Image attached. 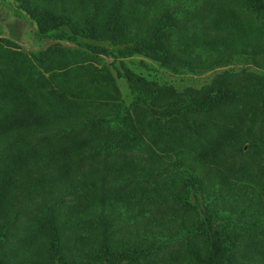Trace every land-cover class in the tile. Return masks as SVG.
<instances>
[{
    "label": "rangeland",
    "instance_id": "1",
    "mask_svg": "<svg viewBox=\"0 0 264 264\" xmlns=\"http://www.w3.org/2000/svg\"><path fill=\"white\" fill-rule=\"evenodd\" d=\"M26 1L0 0V227L6 229L0 241V259L24 264L38 259L37 264H48L49 208L56 206L61 221L69 217V213L71 219L77 217L84 209L80 208L84 197L76 196V192L67 193L59 180L52 182L56 187L38 178L31 183L36 180L31 166L20 171L13 169L11 173L19 180L8 182L4 175L12 170L9 166L14 153L24 146L32 149L54 147L59 151L78 134H62L58 126L47 132L38 128L34 135L32 132L37 124L58 118L79 122L90 115L112 111L118 104L128 110L129 124L139 134L140 141L128 140V144L120 129L105 131L91 127L79 137L89 134L94 140L109 137L113 141L116 138L117 148L109 155L95 153L77 156L71 161L75 176L84 185L90 201L103 200L109 195L123 197L119 205L115 201L108 207L113 246L126 248L131 245L129 242L141 245L148 239V230L154 227L157 233H179V236L138 264H189L197 255H206L204 235L187 237L179 230L181 221L189 224L197 218L193 208L175 197L185 194L181 165L194 163L195 153L203 155L209 151L210 159L223 161L215 166L212 160L198 157L197 163L201 165L198 172L203 175L206 189L214 188L218 194L226 195L217 200L221 208L228 209V213L239 211L241 199L232 195H246L247 192L245 186L237 183L240 173L236 171L242 165L253 170L248 164L255 165L259 156L247 148L264 139V52L240 40H232L229 35L225 36L228 42L213 46L203 34L209 23L203 22L208 21L203 4L169 20L162 11L160 17L159 13L145 9L152 0H54L51 7L42 1L49 9L61 11L64 8L78 21L93 17L101 25L116 7H124L118 12L130 34L145 35L152 19L159 22L163 18L168 23L178 21L167 39V44L170 40L173 44L169 47L172 57L169 60L152 53L124 58L114 53H96L86 44H97V41L80 38V42H73L42 36L40 25L27 11ZM197 32L213 50L191 48L184 55V36L192 37ZM261 43L264 45V40ZM103 45L113 47L110 43ZM196 53L203 56L198 58ZM127 76L142 78L151 89L159 90L153 110L132 105L136 93ZM206 93L220 94L222 103L212 110L192 113L206 125L203 134L207 133L210 140H214L201 145L195 133H186L184 123L170 113V104L190 94ZM10 113L19 121L16 122L18 126L4 127L3 122L9 120ZM165 121L174 124L172 138L161 129ZM207 136L205 143H208ZM226 152L234 156H225ZM121 173L123 180L116 178ZM124 181L127 182L123 184ZM228 195L231 198L227 199ZM253 196L257 202H248L247 219L260 217L261 224L238 237L232 264H264V192ZM89 206L95 210V206ZM115 207L118 208L114 210ZM239 217L236 213L231 224H227L230 230L239 229L236 221ZM71 225V220L67 219L61 235L62 248L68 256L73 255L74 247L79 245L75 242L73 246L69 239L71 235L74 239L76 236ZM99 236V233H91L88 240H99ZM78 260L73 259V262Z\"/></svg>",
    "mask_w": 264,
    "mask_h": 264
},
{
    "label": "trees",
    "instance_id": "2",
    "mask_svg": "<svg viewBox=\"0 0 264 264\" xmlns=\"http://www.w3.org/2000/svg\"><path fill=\"white\" fill-rule=\"evenodd\" d=\"M42 1L48 2L51 7L50 3L53 4L54 0H41V2L28 0L24 3L28 4L27 11L32 19L36 20L40 25V34L44 37L66 38L73 42H80V38L90 39L97 41V44H86L93 52L114 53L121 58L142 53H152L163 60L172 58L169 54H171L170 48H172L173 44L171 40L167 44V39L169 38V32L175 28L178 21L168 23L163 18L159 22L152 19L150 22L151 28L144 33L145 35L130 34L122 21V16L118 12L119 10L121 12L124 7H116L111 14L106 16L104 23L101 25L93 17H84L78 21L74 16L67 13L64 8L61 11L49 9ZM200 4L205 6L204 10L207 14L206 18H208V21L203 22H209L204 28L203 34L205 39L213 46L216 47L221 42H228L229 38L225 36L229 35L232 40H240L241 43L253 46L264 52V45H261V41L264 40V0H152V3L145 6V9L159 13L160 17L165 14L169 20H173L174 17L188 13ZM65 30L70 33H65ZM183 40L184 55L191 48L196 50L199 47H206L207 51L213 50L209 48L210 45H206L199 32L192 34V37L184 36ZM103 43H110L113 47L103 45ZM218 48L221 49V47ZM178 56L181 57L179 54ZM196 56H198V53H196ZM202 56L203 54L200 53L198 58ZM127 79L136 93L132 105H142L153 110L152 106L159 90L151 89L146 80L142 78L127 76ZM221 97L218 93L190 94L171 103L170 113H173L175 117H178L184 123L186 133L188 131L195 133V139L199 144H211L214 140H210L207 133L203 134L206 130V125L195 119L192 113L214 109L222 103ZM124 108V105L118 104L112 111L90 115L79 122H73L69 118H58L41 122L36 125L35 129L33 128L34 131L32 133L34 135L38 128L47 132L59 126L58 129L62 134L74 133L78 134V136L66 142L59 151L53 149L54 147L32 149L24 146L15 152L11 159L12 163L9 168L12 170L4 175L8 182L17 183L19 180L16 174L11 173L13 169L20 171L31 166V172L34 171L35 175L33 174V176L36 177V180L33 179L31 183L38 180H46L53 184L52 182L56 179L62 183L67 193L76 192V196L84 197V203H80V208H84L82 213H79L77 217H72V219L70 218L72 214L69 213L67 214L69 217H65L61 221L56 206L53 205L49 208L47 218L49 245L46 248L48 264H138L179 236V233L175 235L157 233L152 227L147 232L148 235L146 237L148 239L143 241L141 245H133V243L129 242L131 245L125 246L126 248L114 247L112 244L113 239H111L109 234L108 218L110 217V210L108 207L110 204H114L115 201L119 205L123 197L109 195L104 197L103 200L94 199L90 201L89 194L85 193L84 185L75 176L76 173L71 166V161L74 157L78 156L80 158V156L93 155L95 153L109 155L117 148L116 142L118 139L116 138L113 141L109 137H106L105 140H94L89 134L79 137L81 133L85 134L88 128H103L105 131L120 129L122 136L125 138L124 141H127L128 144V140L132 142L140 141L139 134L129 124L128 110ZM7 116L9 120L3 122L4 127L18 126L16 122L19 121H15L13 113ZM156 120L159 123V120ZM173 126L172 121H165L161 124V129L166 136L172 138L175 136L171 132L175 128ZM206 136L208 143L204 141ZM247 150L256 151L259 161L255 165L248 164L253 166V170H249L242 165L241 169L236 171V173H240L237 177V183L245 186L247 194L240 195L241 193H237V195H232L235 198H240L241 204L237 207L239 211L231 210L230 213L227 212L228 209L221 208L217 204V200L226 195H223V193L218 194L214 188L206 189L203 175L198 172L199 168H201L200 162L197 163L198 157H202L203 160H212L211 162L215 166L222 164L223 161L219 158L210 159L209 151L203 155L195 153L194 163H182L181 177L185 194L183 196L175 195V197L187 207L193 208L197 212V218L189 224L181 221L178 225L180 226L179 230L182 236L197 237L204 235L207 241L206 255H197L195 260L189 264H232L231 259L238 237L247 233L248 230L254 228L257 224H261L260 217L258 219H247L249 213L246 206L249 201L257 202L253 195L260 196V193L264 192V163L261 162L264 161V139L253 142L248 146ZM224 155L234 156L230 152H226ZM33 163L34 165H31ZM56 168L60 169V171H56ZM46 169H51V171L46 172ZM56 172L59 174H55ZM223 176L229 178L226 175ZM11 178L13 179L11 180ZM116 178L123 180V173ZM126 182L124 181L123 184ZM246 182L247 184H245ZM53 186L56 187L54 184ZM254 186H261L262 189L259 190ZM243 197L246 198L243 199ZM250 197L251 199H248ZM226 198H231V195ZM59 204L60 202L57 205ZM90 204L95 206V210L91 209ZM116 208L118 207H115L114 210ZM236 213L240 215L239 218H236L239 229L230 230L227 224H231L235 219L234 215ZM67 219L71 220V226L74 227V232H76L75 239L72 235L69 236L70 241L73 246L75 242H79V245L74 247L73 255L71 256L66 255V250L64 251L62 248L61 235ZM160 224L158 223V225ZM82 225L85 227H81ZM5 230L4 226L0 227V241L5 237ZM84 230L86 233H84ZM95 232L100 234L99 240L97 238L88 240L91 233ZM84 242H88L89 245ZM73 259L79 260L75 263ZM37 263L38 259H34L28 264ZM0 264L24 263H10L8 259H0Z\"/></svg>",
    "mask_w": 264,
    "mask_h": 264
}]
</instances>
